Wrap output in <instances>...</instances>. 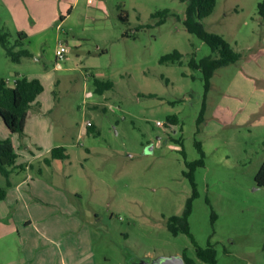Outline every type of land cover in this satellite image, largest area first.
<instances>
[{
  "label": "rangeland",
  "instance_id": "374dc122",
  "mask_svg": "<svg viewBox=\"0 0 264 264\" xmlns=\"http://www.w3.org/2000/svg\"><path fill=\"white\" fill-rule=\"evenodd\" d=\"M262 1L217 0L203 21L246 53L248 45H260L264 37ZM188 3L80 0L59 32L54 29L47 41L36 43L40 52L19 62L0 41V78L42 80L44 90L37 99L43 110L33 111L69 155L52 167L44 158L27 167L29 160L19 151H26L31 139L11 132L0 115V138L13 139L22 168L12 173V185L0 171V186L9 191L25 180L26 190L23 199L0 200L21 202L0 205V230L9 223L15 228L1 234L0 264L23 253L21 234L44 232L58 238L81 231L76 215L103 232L95 243L100 264L153 263L175 253L211 264L197 253L198 246L210 244L218 251L216 264H264V186L255 180L264 161V121L258 115L244 123L215 116L240 63L218 68L207 92L203 71L190 60L218 52L186 26ZM165 9L170 13L160 23L164 14H155ZM0 29L10 33L11 45L17 43L19 32L2 0ZM23 42L15 49L30 48ZM61 44L67 51L59 58ZM175 50L183 54L182 62L161 61ZM96 77L112 80L114 87L100 93ZM210 121L216 122L211 129L206 128ZM197 141L203 143L206 164L196 170L200 195L190 216L193 236L175 234L170 219L185 212L194 192L186 171L188 161L201 157ZM39 164L46 167L45 175ZM31 176L49 181L55 190L40 188L38 193Z\"/></svg>",
  "mask_w": 264,
  "mask_h": 264
},
{
  "label": "crops",
  "instance_id": "0c3cea01",
  "mask_svg": "<svg viewBox=\"0 0 264 264\" xmlns=\"http://www.w3.org/2000/svg\"><path fill=\"white\" fill-rule=\"evenodd\" d=\"M2 1L9 9L16 30L24 33V39L26 42L28 41L34 54L40 52L37 50H39L38 48L41 45H36V43L40 44L47 41L54 29L59 32L63 28V24L75 13L76 7L80 3V0ZM56 38H59V33L56 34ZM247 48L248 51L246 53L242 52V57L237 61L240 63V68L233 83L230 85L228 95L224 97L222 105L219 106L220 110L218 108V115H215L224 121L244 123L254 115H258V121H264V37L260 45H248ZM58 66H61V64L59 63ZM40 102L37 99L33 103L26 122L25 133L31 139L32 145H26V151H19L23 152V155L28 158L27 167L32 168L36 159L42 164V158H44V163L47 164V167H52L56 164V161L62 160L53 159L50 163L46 161L49 154L51 155L52 148L60 144L56 142V133L52 129L46 128L48 124L41 118V114L38 113L37 116L33 111V109L40 112L43 110L42 105L39 104ZM212 123L210 121L206 128H213L216 122ZM3 132L6 133L5 130ZM29 150L33 155L29 153ZM20 169L22 168L18 167L14 172L19 173ZM45 169L46 167L39 166L41 175H45ZM31 177L33 181H36L35 191L38 193L40 188L43 192L47 191L48 193L55 190L52 183L51 185L49 184V181L46 180L45 182L41 178ZM24 182L25 180L16 186H12L6 199L8 197L16 199L18 195L23 199V191H26ZM15 203L19 206L21 202L18 200L11 203L5 201L0 203V205L13 206ZM74 218L79 220L77 225L81 230L79 232L74 229V232L63 234L58 238L44 232H41L37 237L31 235H25L24 237L21 234L19 237L20 242L25 241L22 249L23 253L6 261L4 264H100L95 251V243L102 239L103 232L87 219L77 215ZM26 222L31 225L33 224V219L29 220L27 218ZM4 225L6 227L0 230V237L1 234L3 237L6 233H12L15 230L13 223ZM40 239L45 242H40ZM42 246H45V249H42ZM175 254L183 255L181 253Z\"/></svg>",
  "mask_w": 264,
  "mask_h": 264
},
{
  "label": "trees",
  "instance_id": "16d2710c",
  "mask_svg": "<svg viewBox=\"0 0 264 264\" xmlns=\"http://www.w3.org/2000/svg\"><path fill=\"white\" fill-rule=\"evenodd\" d=\"M216 4L217 0H189L185 17V24L188 29L200 36L218 52V56L209 55L202 59L193 57L190 60L192 67L203 71L207 92L211 88L215 71L222 66L237 62L242 57V52L236 50L227 38L219 33L209 31L205 26L203 19L214 12ZM259 12L264 19V0L259 4ZM169 13L170 10L165 9L157 12L155 15L164 14L159 20V22L162 23ZM121 17L127 20V15H121ZM19 35L17 43L11 45L10 33L0 29V41L8 49V53L12 59L18 62L21 61L23 57L35 55L28 47H22L19 50L15 49L16 46L24 44V33L19 32ZM182 57L183 54L179 50H175L174 52L164 54L161 57V61L182 62ZM95 82L97 90L100 93H104L107 89L114 87V82L112 80L96 77ZM43 90L44 84L39 77L22 75L17 77L13 82H10L9 79L4 77L0 78V115L11 132L25 133L29 111ZM203 117L204 110L202 111L200 120L203 119ZM169 120H172V118L170 117ZM197 145L201 152V157L193 161H188L187 163L190 169L186 171V175L193 185V195L188 199L185 212L182 215L172 216L169 223L170 229L175 234L186 232L193 236L190 227V216L193 212L194 199L200 195L198 182L196 180V170L199 166H204L206 164V152L203 148V143L197 141ZM68 156L66 146L59 145L52 148L51 155L46 158V161L50 163L53 159H65ZM17 160L18 152L16 151V145L13 139L10 137L0 138V171L7 177L9 185H12V173L16 168L21 167L17 164ZM255 180L259 186H264V161L255 175ZM7 193L8 189L0 186V200L4 199ZM214 217H217L216 213ZM197 253L199 258L211 264H216L218 260V251L212 244L206 247L198 246ZM184 258L187 264H196L195 260L189 258L186 254H184Z\"/></svg>",
  "mask_w": 264,
  "mask_h": 264
},
{
  "label": "water",
  "instance_id": "95a60500",
  "mask_svg": "<svg viewBox=\"0 0 264 264\" xmlns=\"http://www.w3.org/2000/svg\"><path fill=\"white\" fill-rule=\"evenodd\" d=\"M133 264H187L183 255L175 254L171 256L160 257L153 263L147 259H140Z\"/></svg>",
  "mask_w": 264,
  "mask_h": 264
},
{
  "label": "built area",
  "instance_id": "2783aa9c",
  "mask_svg": "<svg viewBox=\"0 0 264 264\" xmlns=\"http://www.w3.org/2000/svg\"><path fill=\"white\" fill-rule=\"evenodd\" d=\"M66 51H67V47L64 44H61L59 46V48L57 49V55H58V57L59 58L64 57ZM9 81H10V79H9ZM92 124H93L92 121H88V125H92Z\"/></svg>",
  "mask_w": 264,
  "mask_h": 264
}]
</instances>
